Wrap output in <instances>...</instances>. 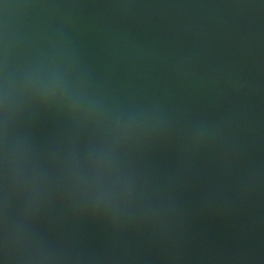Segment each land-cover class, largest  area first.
I'll return each mask as SVG.
<instances>
[{
    "label": "water",
    "instance_id": "1",
    "mask_svg": "<svg viewBox=\"0 0 264 264\" xmlns=\"http://www.w3.org/2000/svg\"><path fill=\"white\" fill-rule=\"evenodd\" d=\"M0 264H264V0H0Z\"/></svg>",
    "mask_w": 264,
    "mask_h": 264
}]
</instances>
